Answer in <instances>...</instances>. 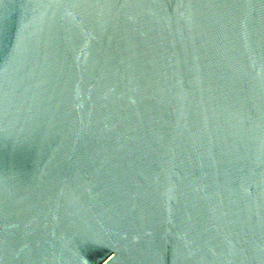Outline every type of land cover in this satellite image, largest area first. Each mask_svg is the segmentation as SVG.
<instances>
[{
	"label": "water",
	"instance_id": "1",
	"mask_svg": "<svg viewBox=\"0 0 264 264\" xmlns=\"http://www.w3.org/2000/svg\"><path fill=\"white\" fill-rule=\"evenodd\" d=\"M0 264H264V0H0Z\"/></svg>",
	"mask_w": 264,
	"mask_h": 264
}]
</instances>
